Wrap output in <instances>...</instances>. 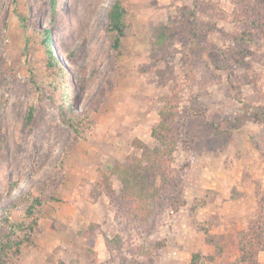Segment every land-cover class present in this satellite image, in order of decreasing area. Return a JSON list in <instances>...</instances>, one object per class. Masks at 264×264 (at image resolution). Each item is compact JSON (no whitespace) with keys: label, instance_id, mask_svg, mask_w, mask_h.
<instances>
[{"label":"rangeland","instance_id":"1","mask_svg":"<svg viewBox=\"0 0 264 264\" xmlns=\"http://www.w3.org/2000/svg\"><path fill=\"white\" fill-rule=\"evenodd\" d=\"M114 1L61 0L54 18L50 0H0V226L45 188L35 245L15 264H247L242 231L264 264V0H123L120 53ZM46 28L72 79L65 118ZM169 99L172 165L160 196L132 206L110 172L163 147L152 131ZM72 115L89 120L78 135Z\"/></svg>","mask_w":264,"mask_h":264},{"label":"trees","instance_id":"2","mask_svg":"<svg viewBox=\"0 0 264 264\" xmlns=\"http://www.w3.org/2000/svg\"><path fill=\"white\" fill-rule=\"evenodd\" d=\"M50 2L54 18L60 17L61 0H50ZM127 14V6L124 4L123 0H115L110 7L108 26V32L115 53H120L122 38L129 26V22L126 19ZM51 33V28H46L43 33H41V37L43 38L49 54L45 68L50 76L52 75V77L56 79L64 80V84L62 83L61 85V99L65 104L61 106V115L65 118V107L71 105L72 95L69 84L72 79L69 72H67L66 68L64 69L60 66L54 55ZM67 76L69 77L66 78ZM176 107V101L171 99L167 100L161 110V121L152 131V134L163 147L151 148L143 144V152L140 157H128L125 161L117 162L112 167L110 172L111 177L116 176L121 181L123 184V191H125L124 195L131 198V202H128H130L132 206L139 201L148 203L152 198L155 199L160 196L159 193L161 188L158 187L157 176L163 178V175L166 174L163 170L166 171V169H169L172 165V155L177 145L176 137L170 130V124L173 123ZM65 121L76 135L80 134V130L86 129L89 124V120L85 115H72L69 120L67 119ZM29 122H33L32 113L29 115ZM110 175L104 174L105 183L109 189L112 187ZM44 190L45 188L42 187L38 192L36 191L32 195L22 220L0 226V264H15L18 256L35 245L34 232L38 229L41 219L37 207L41 205ZM202 203L204 204L205 202L202 201ZM132 206L130 205V207ZM138 208L140 209V207ZM138 208L135 210L139 214ZM146 218H148V216ZM205 224L206 223H204V231L207 232V225ZM246 235L244 231L239 234L241 239L240 249L242 250L239 261L247 264H258L256 244L254 242H248L245 239ZM210 258L211 257L202 253H195L192 255L190 264H204V262Z\"/></svg>","mask_w":264,"mask_h":264}]
</instances>
